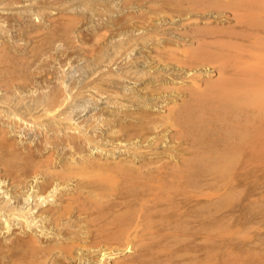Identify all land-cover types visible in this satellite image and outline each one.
<instances>
[{
    "label": "bare ground",
    "instance_id": "6f19581e",
    "mask_svg": "<svg viewBox=\"0 0 264 264\" xmlns=\"http://www.w3.org/2000/svg\"><path fill=\"white\" fill-rule=\"evenodd\" d=\"M24 1L0 0V9ZM157 1L159 26L151 5L128 26L142 27L137 34L154 55L140 58L149 67L162 63L161 73L145 82L149 67L126 70L124 76L143 81L128 93L104 88L118 76L97 80L90 88L117 107L83 124L65 108L72 96L62 76L51 88L44 69L48 80L39 83L51 89L35 96L38 77L24 74L30 47L0 43V264H172L180 256L171 253L172 240L200 235L221 244V214L197 220L193 206H223L237 195L239 143H251L247 158L264 157V0ZM65 3L37 0L35 12L28 7L10 20L29 15L40 22L46 9L61 11ZM50 14L47 28L75 24ZM31 23L16 28L32 36L41 27ZM152 29H162L156 44ZM158 103L163 110L154 109ZM21 128L40 135L33 145L9 136ZM187 242L184 254L195 251ZM207 247L201 246L205 253Z\"/></svg>",
    "mask_w": 264,
    "mask_h": 264
},
{
    "label": "rangeland",
    "instance_id": "374dc122",
    "mask_svg": "<svg viewBox=\"0 0 264 264\" xmlns=\"http://www.w3.org/2000/svg\"><path fill=\"white\" fill-rule=\"evenodd\" d=\"M36 1L37 0L34 1L26 0V2L24 1V3H20L18 5L20 8L16 6L12 10H10L11 8L5 9V11H3L4 9H0V14L4 15V18H2L3 17L2 15H0L1 17L0 20L5 19V17L9 18V20L7 19V21L5 22L8 23V25L3 23V25L6 26L5 27L6 33L5 35L4 33L0 34V43L7 41L6 43L9 45L20 44L21 47L22 46L24 47V50L25 48L27 50L30 47V49L27 50L29 53L25 51L27 55L33 53L31 54L32 57L30 55V57L27 58V61H25L26 67L28 66L27 64L30 63L29 66L26 68L27 71L24 72V74H27V76L30 77L28 79L31 80V78L33 77L32 78L33 81L35 78L38 77L35 80L39 83L38 79H40V83H41L45 79L49 78L50 81H47V83L52 88L54 86V82L57 81L55 77L57 78V76H62L64 78L63 85L66 86V87L63 86V88H65L64 91L65 92L67 91L66 94L69 93V95L72 96V98L68 100L69 102L67 101L65 108L67 112L69 111L74 112L72 113V115L74 116L77 122L82 121L81 124H83L84 123L83 121L89 119L92 115H95L100 110L101 111H104L106 109L113 110L117 107V105L108 103L110 99L109 98L106 99V95L98 97L93 92L94 90L91 89L90 86L94 82H98L102 78H108V77L109 78L111 77V79H115L118 76V79L121 82V84L118 81V79H116L119 83L114 84L109 82L107 83L108 85L107 84L105 85L104 82V88L106 87L105 89L108 90L111 89V91L119 90L123 92V89L125 87V90L128 93L132 89L133 90L136 89V91L139 90L143 86L142 80H144L145 82L151 81L149 80V79H153V75L151 73L153 74L154 72L158 73V71L163 68L162 63H158V62H155L154 66L151 65L152 67L146 66L148 64H146L144 60H142L144 57L143 58L140 57L146 56L149 51L151 52L150 55L153 56L154 53L150 49L152 45L151 47L149 46V48L143 47L142 37L139 36L141 35L140 32L143 31V29H141L142 27L139 28V30L135 31V30H131L132 28L130 29V26H128V21L132 22V19L134 18L135 20L133 21L136 20L138 22H140L139 20L142 21L143 14L141 13L143 11L145 12V10L148 11L149 9L151 11L150 13L151 18L153 19L155 17L153 20L154 22H152V24L156 23L157 22L155 20L157 18L156 12L158 11L157 4H160L161 3L160 1L157 0H69L68 2V0H66L68 4L65 3L67 6L65 5L66 8L63 10L58 11V10L46 9L44 11L45 14L51 13L52 16L55 15L57 16L58 14L62 23L69 22V16L70 18L75 19L73 22L75 24L74 26L72 25L73 27L72 26H69V28L63 27V29L60 27L57 28L54 27L55 29L53 27L47 28L46 24L48 25V22H46L47 20L46 17L48 18V16L45 14L42 15V17L44 16L43 18H40V16H38L40 22H37L36 21L37 19L36 20L33 19L34 16H31L30 18L29 15L27 16L24 15L27 13H25L23 10L30 9L32 10V12H35L37 10ZM149 5H151L152 8L149 7L148 9L147 6ZM173 9H175V7ZM19 11L24 13L23 14L24 16L20 17L21 18L20 21H17L16 23L15 21L10 20L12 19V17L18 16V14L20 13ZM222 14L225 17H229L227 18L228 22L230 23L234 22L233 19H231V16L228 11L223 12ZM59 17L57 16L56 18L59 20ZM128 17H130L131 20L130 19L128 20ZM62 18L66 21L62 20ZM116 19L118 20L119 25L118 23L115 24L117 22ZM23 20H25L24 25L22 24ZM71 20L73 21V19ZM71 20L70 23H72ZM11 21L14 23H12ZM31 21L33 22L31 24H34L37 27L39 26L41 27L38 32L32 33V36L31 34L29 35H27L26 33H25L26 35L23 34L22 30L21 31H19V29L17 30L16 27L19 28L20 26V29L21 27L24 29L23 26H25L26 22L30 23ZM113 23L117 28L111 25ZM13 25H17V26L14 27ZM43 25L48 30L45 29ZM154 25L156 27L159 26L157 23ZM42 29L44 31H41ZM155 29L154 30L152 29V31H156L157 33L155 32L153 33L150 31V36L152 34H154L152 36H155V37H151L150 42L154 41L152 42L153 44L157 39L162 37L160 34L162 32V29H160L161 31H157L159 29L157 30ZM130 30L137 36H135ZM137 32L139 33V35L137 34ZM155 34L156 35L158 34L159 37H156ZM113 40L114 42H112ZM32 48L33 49L35 48L34 51L31 50ZM42 49H44V52L42 51ZM35 50L38 53L35 52ZM41 51L46 56L42 54ZM37 56H39L40 60L38 59ZM59 63H61L62 67L64 66L63 68H61L63 70L62 72L60 71L61 70L60 68H59V72H57L58 66L60 65ZM155 64L157 66H155ZM171 64L173 66V63ZM29 68L30 70H28ZM145 68L153 72H150V74H148V76L145 77H143L144 76L143 75L142 78L144 79L140 81L136 80V78L134 79V77L124 76V73L128 69H131L133 71L138 70V72H140V70L144 71ZM42 69L43 70L47 69L46 72L50 74V75L46 74L47 78L44 75L45 70L42 71ZM30 71L32 76L28 75L30 74L29 73ZM211 73L213 74V71L210 72L209 74L212 75ZM120 76L122 77V81L120 80ZM41 79L43 80L41 81ZM35 82H33V84H35ZM40 83L39 85L37 84L38 88L35 84V88L39 90L34 92L35 96L38 95L40 92L41 93L44 91L46 92L48 91V89L49 90L51 89L49 85L45 82H43L42 84L45 87L47 84V88H44L42 84H41L42 87H40L41 86ZM29 89L30 88L27 87L26 88L27 91L23 90L24 91L23 95L26 96H28V94L31 95V93H28ZM36 89H34V91ZM143 92L145 91L143 90ZM1 93L2 91L0 92V94ZM27 99L29 100V98ZM125 102L126 101H124V103ZM130 104L131 103L129 102L127 103V105ZM161 104L162 103H158L157 106H154V109L163 110L161 108ZM27 129L28 128L26 129L21 128L19 130L20 131L19 133H10L9 136L15 138L16 142H18L19 144L25 143V144L33 145L37 141L40 135H37L34 128H32V130L29 129L27 130ZM251 147H252L251 143H248L246 141H243L238 144L237 195L235 197H232L231 195H229V197L227 196L226 199L224 200L223 206H207V207L193 206V209L195 210V212H197L198 217L199 215L203 216V213L205 214V212L207 214V217L208 215H210L211 217L212 215H214V213H217L216 215L221 214L222 224L218 228V231H220L223 234V236L221 239L222 242L221 244H219L220 246L218 245L217 241L213 240L214 239L213 236L215 234L214 232H212V234L213 233L214 234L212 236L213 239H211L213 241L209 239L210 241H208V243L207 240H205L200 235H197V238L191 237L190 239H185L182 241L177 240L175 242L172 240L168 243V245L172 247V248L170 247V249L172 250L168 249V252L170 250L171 253H173L172 251L176 249V251H178L176 254H178V256L180 255L178 258L174 257L172 264H183V263L184 264L187 263L188 264H264V157L262 156V157L247 158L246 153H248ZM94 150L95 149L91 150L92 153H97V151ZM243 153L245 154V156ZM195 212L194 214H196ZM201 216L199 218L196 216L197 220L201 219ZM214 224L215 223H211L210 227H215ZM0 238H3L2 234H0ZM193 240L196 241L193 242ZM198 240L201 242L199 243ZM187 241L190 242L192 241L191 244L193 243V245H195L194 246L195 251H193L195 253L190 252L188 254L187 253L184 254V252L186 251L183 248L187 246L188 243ZM203 245L206 247L208 246L207 253H205L204 250L201 248V246ZM198 247H200L201 249ZM215 247L217 249H215ZM130 252L132 253L131 250ZM191 253L193 254L191 255ZM126 254L128 253L126 252Z\"/></svg>",
    "mask_w": 264,
    "mask_h": 264
}]
</instances>
